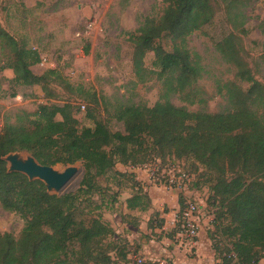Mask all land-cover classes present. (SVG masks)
<instances>
[{
	"label": "trees",
	"instance_id": "obj_1",
	"mask_svg": "<svg viewBox=\"0 0 264 264\" xmlns=\"http://www.w3.org/2000/svg\"><path fill=\"white\" fill-rule=\"evenodd\" d=\"M162 2L161 15L144 19L129 39L136 83L144 84L154 76L161 81L163 91L152 107H114L110 117L123 126V131H112L90 109L86 118L93 126H83L76 101L54 103L56 89L73 96V86L57 69L35 74L31 68L40 63V55L22 47L0 21V59L12 72L11 82L38 86L43 93V102L34 112L20 111L12 122L4 120L0 129V208L24 221L18 236L0 233V264H126L129 252L125 247L130 244H120L112 225L100 216L85 215L82 201L98 209L93 197L100 194L99 180L111 173L132 179V174L117 171V165L135 168L154 159L162 164L167 157L174 162L191 160L195 169L201 168L209 176L206 204L213 209L214 230L209 239L215 255L219 252L215 235L228 241L225 251L229 259L221 264H259L264 260V86L240 57L239 39L231 33L216 45L222 59L235 69V82L217 85V94L229 108L208 112L206 99L196 87L204 70L199 57L189 50L187 38L212 22L216 2ZM226 8L231 27L239 30L242 16L232 13L236 9L232 3ZM166 39L169 51L162 43ZM262 50L264 64V43ZM149 53L154 55L153 70L144 64ZM241 84L247 87L243 89ZM172 95L200 110L174 106ZM93 102H98L96 97ZM17 152L28 153L42 166L80 164L83 174L78 189L50 195L42 182L9 173L3 159ZM132 189L125 202L127 211L149 216L160 213L141 184L134 182ZM178 204L182 210L181 195ZM163 224L160 221L158 228Z\"/></svg>",
	"mask_w": 264,
	"mask_h": 264
},
{
	"label": "rangeland",
	"instance_id": "obj_2",
	"mask_svg": "<svg viewBox=\"0 0 264 264\" xmlns=\"http://www.w3.org/2000/svg\"><path fill=\"white\" fill-rule=\"evenodd\" d=\"M216 13L210 24L187 38V46L192 53L199 57L203 67L201 79L196 87L206 99L208 112H225L229 107L226 100L217 94V85L229 81H236L235 69L227 64L216 50V45L224 37L233 33L239 39L240 57L251 69L254 78L264 86V64L262 61V44L264 43V0H215ZM232 3L236 9L234 14H240L243 26L233 30L227 15L226 5ZM164 9L162 0H1L0 21L22 47L36 51L41 58L39 64L32 66V71L40 75L47 69H57L73 86V96L60 89L54 103L62 104L65 100L76 101L79 105L78 118L86 127H92L93 122L86 118L90 109L96 118L105 121L112 131H123V126L113 119L110 114L118 104H134L152 107L159 101L163 91L161 81L152 76L144 84H137L132 71V43L130 35H135L144 19L158 18ZM164 48L170 50V42H163ZM87 50V52H86ZM154 55L149 53L144 59L145 67L153 70ZM12 72L5 68L4 59H0V121L14 120V116L25 111L32 113L43 102V93L38 86H16L11 82ZM245 89L246 84H241ZM96 97L98 102H93ZM170 102L176 107H186L188 111L200 110L197 105H188L182 102L177 95L170 97ZM103 103L106 106H103ZM84 106V109L81 108ZM106 107V108H105ZM22 156L25 152H17ZM160 160L138 166L139 169H168L179 165L190 175L191 183L188 194L185 193L184 203L193 202L200 206L199 238L204 240L203 247L195 245L190 258L201 251L202 258L212 253L214 264L223 263L229 259L225 248L228 241L219 235L214 237V245L219 243V252L214 253L212 241L209 239L213 232V209L206 202L209 197L207 181L209 176L191 160L173 161L167 157L160 166ZM81 170L63 190V193H74L79 186L83 169L80 164L73 165ZM62 170L64 167L56 166ZM129 168L117 165L115 169L121 173L132 174L130 177H121L109 174L99 180L100 194L93 197L98 209L82 201L81 208L87 216H100L102 220L112 225L119 243L129 241L134 230L136 238L141 232L138 228L128 225L145 223L146 226H155L160 221L159 214L149 216L137 211L129 212L126 209V199L133 194V183L140 184L136 175L129 172ZM195 184L197 185L195 187ZM183 195V194H180ZM163 210V208H162ZM167 220V219H166ZM175 220V217L168 222ZM138 225V226H139ZM24 226V221L16 214L1 210L0 233L11 232L18 236ZM168 234L170 235L169 231ZM142 236L144 234H141ZM155 241L161 243L165 232L151 234ZM168 235V236H169ZM133 240V239H132ZM129 243V242H128ZM125 249L134 252L135 247L129 245ZM259 264H264V260Z\"/></svg>",
	"mask_w": 264,
	"mask_h": 264
},
{
	"label": "crops",
	"instance_id": "obj_3",
	"mask_svg": "<svg viewBox=\"0 0 264 264\" xmlns=\"http://www.w3.org/2000/svg\"><path fill=\"white\" fill-rule=\"evenodd\" d=\"M133 174L136 175V180L149 195L153 208L160 212V218L165 219V222L162 228H156L154 230L148 229L146 224L142 223L138 226V230L144 235L142 236L141 234H138V238H136L137 230H134L132 237H128V242L133 248L135 247V251L128 253V260L131 257L138 256L146 260L172 261L176 264H214V257L211 252L207 254L205 258H202V253L199 251L197 256L190 258L187 254L188 250L185 245H183L182 242L177 241L178 230L175 228L174 221H167L171 220L172 217L174 218L179 211L178 196L180 194L174 190L158 188L153 185L150 182L146 171H138L137 174ZM188 192H186V194H188ZM184 195L185 193L181 196L184 198ZM161 231L165 232L166 236L163 235V241L159 243L151 237V234H157L158 232L161 233ZM168 231L170 235L168 234ZM147 234L151 237L148 241L146 240L149 238L147 237ZM196 244L201 248L203 247L204 240L199 238Z\"/></svg>",
	"mask_w": 264,
	"mask_h": 264
},
{
	"label": "built area",
	"instance_id": "obj_4",
	"mask_svg": "<svg viewBox=\"0 0 264 264\" xmlns=\"http://www.w3.org/2000/svg\"><path fill=\"white\" fill-rule=\"evenodd\" d=\"M84 109V106H81ZM2 122L0 121V129ZM158 165L160 166V162ZM129 172L136 173L138 171H146L150 182L158 188L174 190L179 194L188 192V186L191 183L189 175L182 169L171 167L168 169H139L129 168ZM200 206L198 203L186 202L182 210L175 215V228L178 230L177 241L185 245L188 253H191L196 245V239L199 234L200 224ZM181 244V245H182ZM126 264H176L172 261H151L142 257H131Z\"/></svg>",
	"mask_w": 264,
	"mask_h": 264
},
{
	"label": "water",
	"instance_id": "obj_5",
	"mask_svg": "<svg viewBox=\"0 0 264 264\" xmlns=\"http://www.w3.org/2000/svg\"><path fill=\"white\" fill-rule=\"evenodd\" d=\"M7 163L9 173H20L29 181L42 182L50 195H61L65 187L80 173L75 166H62V170L38 164L31 155L22 156L18 153L8 154L3 159Z\"/></svg>",
	"mask_w": 264,
	"mask_h": 264
}]
</instances>
